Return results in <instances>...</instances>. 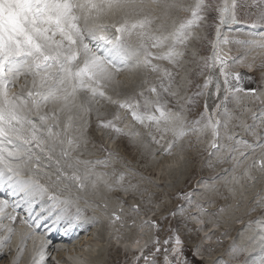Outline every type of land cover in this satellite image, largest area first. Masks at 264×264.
I'll return each instance as SVG.
<instances>
[{
	"label": "snow or ice",
	"instance_id": "snow-or-ice-1",
	"mask_svg": "<svg viewBox=\"0 0 264 264\" xmlns=\"http://www.w3.org/2000/svg\"><path fill=\"white\" fill-rule=\"evenodd\" d=\"M235 6L233 0L231 8L225 4L219 9L217 37L222 26L236 23ZM214 10L215 6L207 0H194L188 5L183 0H0V188L12 189L15 194L35 193L22 201L26 205V216L21 223L35 231H39L43 224L46 235L61 228L67 233L84 225L80 216L81 201L107 211L110 200L107 193L116 189L125 193L139 191L138 185H125L126 173L117 172L115 168L110 172L97 170L98 165L107 168L110 163L108 159L84 158L90 143V118L93 112L98 118V128L111 130L133 144L142 145L149 140L160 145L171 133L172 139L165 141L167 146L162 149L164 154L171 155L172 150L180 146V141L188 135L185 118L181 112L167 108V103L161 98V93L178 95V89L172 90L174 77L178 73L161 69L153 60H166L179 68L185 55L182 49H186L189 39L194 38L192 29L199 27ZM174 11L190 12L191 18L179 25L173 20L169 31L165 24ZM107 17L118 18L119 26L106 23ZM253 23L264 25V13ZM113 31L119 35H110ZM132 35H136L138 44L124 42L123 37ZM238 43L264 48V33H260L259 40ZM154 49L162 51L154 52ZM209 59L211 64L207 60L204 63L208 75L196 85L199 91L195 95H204L208 99L214 94L222 96L217 106L221 109L218 115L225 119H213L211 105L206 104L209 111L207 123L202 129L193 130L202 132L210 128L214 138L211 147L218 149L215 138L220 136L221 125L228 129L232 118L227 107L230 99L228 93L231 92L233 103L240 104V93L244 89L238 86V73L234 76L237 81L234 85L228 79L229 74L224 72V66L229 62L234 63L238 57L229 61L216 57L214 53ZM259 66L264 67V61ZM141 68L162 71L167 78V85L162 78L159 90L156 86L147 89L155 94V99L145 96L143 91L139 93L143 103L135 96L113 99L106 95V89H112L117 96L121 95L117 91L120 84L117 77L121 71ZM220 76H224L223 81ZM21 77L24 80L20 85L21 90L10 92ZM246 94L258 99L264 96V92L257 93L255 88L248 89ZM101 100L125 109L132 117V125L127 128L118 126L117 120L121 119L119 113L111 120L100 119ZM195 123L199 124L200 121ZM260 126L264 127V116L261 117ZM140 127L145 128L146 132L142 133ZM227 138L232 139V136L228 135ZM244 147H249L247 142H244ZM112 155L109 153V157ZM245 155V152L240 153L241 158ZM236 165H240L239 159ZM259 172V176H254L250 169H245L241 176L233 179L241 189L245 185L240 182L245 178L264 183V157L259 163ZM40 175L47 177L45 183H41ZM233 192L235 194V189ZM45 195L50 207L37 211L36 202ZM181 195L186 200L191 196L190 193ZM240 195L243 197V192ZM257 203L264 206V195L259 196ZM73 204L76 205V212L68 214L67 209ZM6 207L7 202L0 200V212H4ZM135 210L138 211V207ZM179 211H183L182 205ZM5 219L12 223H3ZM96 219L92 217L91 221L95 222ZM110 219L119 220V216L113 212ZM16 220V215H0V231L7 233L0 236V249L11 242L16 232L13 227ZM45 221L49 223L45 224ZM31 235L20 234L18 255L12 264H19ZM172 241L176 245L171 250L175 264H189L183 255V241L175 231L164 244ZM259 242L260 259L242 260L237 264H264V233ZM156 243L160 241L157 239ZM50 247L51 239L41 238L32 264H48ZM163 251L165 264H173L168 259V248L165 247ZM236 251L233 249L234 253ZM0 258H4L2 251ZM145 260L147 264H156L155 260L148 261L146 257Z\"/></svg>",
	"mask_w": 264,
	"mask_h": 264
},
{
	"label": "rangeland",
	"instance_id": "rangeland-1",
	"mask_svg": "<svg viewBox=\"0 0 264 264\" xmlns=\"http://www.w3.org/2000/svg\"><path fill=\"white\" fill-rule=\"evenodd\" d=\"M193 2L194 0H183L185 5L192 4ZM207 2L213 4L215 10L208 14L209 18L203 21L199 27L192 29L194 38H190L187 48L182 49L185 55L180 67L175 68L166 60H153V63L158 64L161 69H168L173 73H178L174 77L172 89H178V95L171 96L167 93H161V98L167 103V108L182 113L186 121L185 128L188 131V135L180 141V146H178L179 150L184 152V163L181 169H177L171 178L173 187H171L172 183L165 182L166 178L164 175L158 176L156 170L153 168L157 167L154 151L157 149L156 152H159L158 158L159 156L160 159L164 157L163 155L165 154L162 149L167 146L165 141L172 139L171 133L166 135L165 141H161L160 145H156L149 140L145 141L147 143L146 145L145 143L142 145L133 144L126 137L117 136L111 130L98 128V118L95 112H93L90 118V143L88 145V152L84 154V158L91 160L108 159L110 161L109 166L105 168L102 165H98L97 170L110 172L115 168L117 172H124L126 173L125 185L128 183L138 185L139 191L125 193L116 189L113 192L107 193L110 197L107 211L96 205H85L81 201L79 204L81 208L80 216L81 220L84 221V225L76 227L78 229L74 228L73 233H69L71 231L69 230L67 232L69 236L67 240L76 238L78 230L80 231H78L80 233L79 235H81L91 228V224L94 225L97 223L98 227H101L100 231L103 234L107 233L108 237L112 240L116 236L129 237V235H132L131 237H133L134 231L139 228V219L144 218L147 220L152 215V219L147 220L148 224L145 222L144 225L146 228L148 226H152L153 228L154 234L151 237V242L155 237V240L158 239L160 243L157 244L155 241L149 246L150 255L147 259L148 261L155 260L156 264H165L163 249L167 247L169 250L171 245H175V242L172 241L168 245H165L164 241L173 234V231L178 233L183 241V255L187 257L189 264H237L238 261L248 260L247 258L250 252H248L247 248L250 247H252L250 249L251 251L255 252L253 249H256L252 258L257 261L259 260V256H261V246L259 247V245L261 244L257 242L258 239L254 241L251 237L243 238L239 234L243 241L241 240L237 243L238 241L234 237H238L237 233H240L239 229L242 223L252 229L255 226L253 224L255 218L264 214V206L258 205L257 203L259 196L264 195V183L245 178L240 182L245 185L242 190L233 178L241 176L245 169H250L254 176H259V163L261 158L264 157V127L260 126L261 117L264 116V103H262L264 99L262 97L258 99L246 94L250 88H255L258 92L264 88V67L259 66L264 61V56L261 61H258V57L252 61L253 56L248 58V55H246L253 53L251 45L246 46L238 43V41L250 40L252 32L247 28L259 26L260 29L264 30V25L259 23L254 25L253 23L261 13H264V0H235L236 6L233 11L235 12L236 19L242 24V29L244 31L248 30L249 32L243 33V31L239 32L236 30L240 27L233 29L232 26V28H229L225 37H227L230 43L233 57H238V59L234 63H227L225 66H227L226 72L229 74L228 79L230 83L237 84L234 76L237 73L239 74L240 81L238 86L244 89V91L240 93V104L233 103L231 100V92L228 93L230 99L227 107L232 118L228 129H225L221 125L220 136L215 138V143L219 146L218 149L211 147L214 138L212 133H210V128L202 132L193 130L202 129L204 124L207 123L209 115L204 104V95H195L199 91L196 85L202 83L208 75V69L205 68L204 63L207 60L211 64V59L209 58L213 48L216 23L220 16L219 9L224 5V0H207ZM115 18L107 17L106 19H114L110 21V24H117L119 26L117 23L118 18L116 20ZM189 18H191L190 12L174 11L171 18L166 21L165 27L170 29L173 20L179 25L180 22ZM123 39L124 42L127 41L125 43L132 45H136L139 42L136 35H132L131 37L125 36ZM249 48L251 52L247 50ZM252 49L255 50L253 47ZM153 51H162V49H154ZM262 52L264 53L263 49ZM262 52H260L261 56L263 54ZM242 62L243 64L246 63L244 65L241 64L243 67L253 68L254 66V70L257 62H260V64L256 71L253 70L251 73H248L244 70L239 71L241 66L238 63ZM141 69H135L136 71L129 72V80H120L123 78L122 75H124V71H121L117 77L120 81L117 91L121 95L117 96L116 92L112 89H106V95L112 96L113 99H124L127 96H135L137 100L143 103V97L139 95L143 91L145 96L155 99V94L149 93L147 89L151 86H156L159 90L162 78L165 85H167V78L163 76L162 71L152 72L151 69ZM259 110L261 111L260 114ZM100 112V119L111 120L119 113L121 119L117 120L118 126L127 128L132 125V117L125 109H120L107 101H100ZM124 116L129 119L125 125ZM218 118L221 121L225 119L222 115H218ZM198 120L200 123L196 124L195 122ZM144 129L143 127L139 128L142 133L146 132V129L145 131ZM228 135H231L232 139H228ZM244 142H247L249 147L245 148ZM143 149L145 151H142ZM241 152L246 153L243 158L240 156ZM109 153L113 155L109 157ZM237 159L240 160L239 166L236 165ZM47 171H51V169ZM40 176L41 182L45 183L47 177ZM233 188L236 192L235 195L232 191ZM193 191L194 194H192ZM241 192H243V197L240 195ZM181 193H190V199H184ZM181 205L183 206L182 212L179 211ZM11 206H13V203L10 200L7 202L6 207L8 214H12L9 213L12 211ZM70 207L67 209L69 211L68 214L75 213L76 205L73 204ZM137 207L139 209L138 211L135 210ZM111 211H117L120 214L119 220L110 219ZM117 213L116 215L118 216ZM173 213L176 214L173 215ZM16 216L17 220L15 222L19 223L18 214ZM230 216L231 219H229ZM92 217L97 218L95 222L91 221ZM136 219L137 221H135ZM117 221H119V224L114 227L112 224ZM142 221L144 222V220H141V224H143ZM203 227L204 230L206 227L209 231L213 230V228L215 230L208 234L207 238H204L200 233ZM248 239L252 244H250ZM246 241L250 245L245 243L248 245L245 248L243 244ZM110 244L111 242L107 246L108 255L104 256L111 260L110 262L107 261V264H116L119 260L115 258L119 256L117 255L118 252H115L117 247L111 250ZM251 245H255L254 248ZM158 248L160 249L159 252H157ZM233 249L237 251L234 253ZM240 249H247V251H239ZM193 252L195 255L201 257L197 263L190 261L191 256L197 259ZM126 256L129 257V254ZM168 257L175 264L174 256ZM129 258L132 259L131 257ZM145 263L147 264L146 260Z\"/></svg>",
	"mask_w": 264,
	"mask_h": 264
},
{
	"label": "bare ground",
	"instance_id": "bare-ground-1",
	"mask_svg": "<svg viewBox=\"0 0 264 264\" xmlns=\"http://www.w3.org/2000/svg\"><path fill=\"white\" fill-rule=\"evenodd\" d=\"M227 4L230 8L232 6V0H224V5ZM223 5V6H224ZM114 18V17H113ZM114 19H105V22L106 23H109L110 24V21H113ZM116 20V18H115ZM173 20V19H172ZM118 21V20H117ZM219 23V19L217 20V23L216 25ZM238 24V26H236ZM233 26V29L237 28V27H240V28H237L236 30H238L239 32L240 31H243V33H248L250 30L252 32V34L250 35V40H259L260 39V33H264V30L263 29H260L259 26H252V28H247L248 30L247 31H244L242 29V24L240 23V21H238L236 19V23L234 24H229L227 26H222L221 27V32H220V35L219 37L216 36L217 38V41L215 42V44L217 45L214 46V48H212L213 50H215L214 52H212L210 55L211 57L214 55L215 53V56L216 57H223V58H227V60H232L233 58V53L230 49V43L228 42L227 40V37L226 34H227V31L229 30V28H232ZM244 26V25H243ZM246 26V25H245ZM172 26L170 27V29H168L169 31L171 30ZM197 30V29H196ZM215 32H216V29H215ZM110 35H119L118 33H114L111 32ZM198 35V34H197ZM243 38V37H241ZM239 38V39H241ZM247 39V38H245ZM195 40V39H194ZM127 42V41H125ZM129 42V41H128ZM138 42V41H136ZM224 42V43H223ZM129 44V43H128ZM247 46V45H246ZM245 46V47H246ZM247 48V47H246ZM254 48V47H253ZM262 49L264 50V48H261V49H258L255 48L252 49V46H251V50H253L252 52L253 53H250V54H246L248 55L247 57L249 58L250 56H253L252 58V61L254 60V58H257L258 57V61L262 59V57L264 56V53L262 52ZM249 52H251L250 48L247 49ZM247 51V52H248ZM229 54L227 55L226 54ZM260 52H262V56L260 54ZM256 53V54H255ZM219 55V56H218ZM260 55V56H259ZM231 57V58H230ZM257 60V59H256ZM248 61V60H247ZM250 61V60H249ZM154 62V61H153ZM182 62V61H181ZM256 62V61H254ZM167 64V63H166ZM240 64L239 66L240 69L239 71L241 70H244V71H247L249 70V67H243L242 65L246 64L243 62L242 63H238ZM242 64V65H241ZM260 64V62H257L256 64V67H255V70L257 69L258 65ZM253 65V64H252ZM217 67H219V62L217 61ZM226 67L227 66H224V72H226ZM142 70V69H141ZM136 71L135 69L133 70H126V73L124 71V75L122 79L120 80H129L130 77H128V73L130 72H134ZM138 71V70H137ZM153 72V71H152ZM123 74V73H121ZM120 76V75H119ZM156 77V76H155ZM140 78V77H139ZM221 81H223L224 79V76H220L219 77ZM119 79V78H118ZM29 80V86H30V82H31V78L29 77L28 78ZM24 82L23 78L21 77L16 86L14 88H11L10 89V92H17L16 90L19 89L20 85ZM144 82V81H143ZM142 85V84H141ZM136 86V85H135ZM138 87V86H137ZM136 87V88H137ZM132 88V87H131ZM141 88V87H140ZM133 89V88H132ZM131 89V90H132ZM175 89V88H174ZM134 90V89H133ZM176 90V89H175ZM185 91V90H184ZM181 92V91H180ZM261 92H264V88L261 89L259 92L257 91V93H261ZM130 93V92H129ZM179 98V97H178ZM262 98L264 99V96H262ZM213 99H214V104H213V108L214 109H217L218 105L220 104V101L221 99H223L222 96H218L216 94L213 95ZM247 101V100H246ZM252 111V109H251ZM208 112V111H207ZM248 112V111H247ZM260 110H259V114H260ZM209 113V112H208ZM249 113H253V112H249ZM258 114V113H257ZM256 114V115H257ZM258 114V115H259ZM120 115V114H119ZM129 115V114H128ZM211 115L214 116L212 117L213 119H219L218 118V113L215 114V112H211ZM243 115V114H242ZM244 116V115H243ZM246 116V115H245ZM252 116V115H251ZM125 117V116H124ZM124 119V118H123ZM242 119V118H241ZM129 119L125 117L124 119V125L126 123V121H128ZM123 124V123H122ZM123 125V126H124ZM126 128V127H125ZM142 128V127H141ZM252 129V128H251ZM143 130V129H142ZM254 130V129H253ZM145 131V129H144ZM211 133V132H210ZM209 136V135H208ZM210 138V137H209ZM212 138V137H211ZM170 140V139H169ZM241 140V139H240ZM106 142V141H105ZM112 142V141H111ZM111 144V143H110ZM147 143H145L146 145ZM210 144V143H209ZM151 145V144H150ZM113 146V145H112ZM152 146V145H151ZM154 146V145H153ZM208 146V145H207ZM143 147V146H141ZM199 147V146H198ZM153 148V147H152ZM141 150V149H140ZM142 151H145L144 149ZM157 151V149H156ZM155 152V159L157 160V167H153L158 176H162L164 175L165 178H166V183H172V177L173 175L175 174V171L177 169H181V166L183 165L184 163V159H183V155H184V152H182L181 150H179L178 147L174 148L172 150V154L171 155H163L164 157H162V159H160V156L158 158V153ZM190 152V151H189ZM162 154V153H161ZM186 157V156H185ZM248 157V156H247ZM151 159V158H150ZM249 159V158H248ZM138 160V159H137ZM257 160V159H255ZM247 161V160H246ZM258 161V160H257ZM256 161V162H257ZM242 162V161H241ZM250 163V162H249ZM178 173V172H176ZM258 174V173H257ZM41 176H39L40 178ZM224 178V177H223ZM230 179V178H229ZM232 179V178H231ZM41 180V179H40ZM251 182V181H250ZM41 183H44V182H41ZM231 183V182H230ZM257 183V182H256ZM173 187V183L171 184ZM258 185V184H257ZM168 186V185H167ZM249 187V186H248ZM262 187V185H261ZM264 187V186H263ZM225 188V187H224ZM5 189H7L8 191V194L6 195L7 197H3V196H0V200H4L6 202H9L10 200L12 201L13 203V206L14 205H19V207H16L14 208L13 206H11L12 208V211L9 212V213H12V215H17L18 214V218H19V223H14L13 224V227L16 229V232L13 234V237H12V240L11 242L3 249H0V251H2L4 253V258H0V264H12V261L13 259L18 255L17 253V246L19 244V236L20 234L22 233H31V237L29 238V240L27 241V245L23 251V254L20 258V261H19V264H32V258H33V254L35 252V250L39 247V244H40V241H41V238L43 239H51V241H53V238H50V235H46L45 234V231L43 228V226L41 225L40 227V230L39 231H35L33 228L29 227L27 224H23L21 223V221L24 219L23 216L26 215L25 213V207L26 205L22 204V201L25 199V198H30L32 196L35 195V193H28V194H25L23 192H19L18 194H15L14 193V190L12 189H9V188H0V192H4ZM171 189V188H170ZM196 189V188H195ZM211 189V188H210ZM234 189V188H233ZM238 189V188H237ZM255 189V188H253ZM253 189H251L252 191H254ZM243 190V189H242ZM256 190V189H255ZM233 191V190H232ZM210 192V191H209ZM229 193V192H228ZM236 193V192H235ZM194 194V191L193 193ZM201 194V193H200ZM233 194V193H232ZM255 194V193H254ZM235 195V194H234ZM230 199V198H229ZM245 199V198H244ZM39 202L40 203H37L36 202V209L37 211L40 210V208H49L50 205L49 203L47 202V196H43L42 198H38ZM37 200V201H38ZM255 200V199H254ZM194 201V200H193ZM132 202V201H131ZM139 203V202H138ZM108 204H109V201H108ZM112 204V203H111ZM75 205V204H74ZM259 205V204H258ZM114 207V206H113ZM111 209V208H110ZM117 210V209H116ZM76 212V210H75ZM237 212V210H236ZM243 212V211H242ZM5 213H8L6 212V208L4 209V212H0V215H4ZM112 211L110 212L111 216H112ZM114 213L116 214L117 211H114ZM203 213V212H202ZM118 216H120L119 213H117ZM121 215H123L121 213ZM84 216V215H83ZM82 216V217H83ZM117 216V215H116ZM84 218V217H83ZM120 218V217H119ZM238 218V217H237ZM109 219V218H108ZM231 219V216L230 218ZM235 219V218H233ZM114 220V219H113ZM139 228H137L134 233H133V237H131L129 235V237H123V236H116L114 240L110 239L107 235V233H104L101 230V227H98V223L97 224H94L92 225L91 224V228L88 229L87 232H84L83 234L79 235L80 233H76V238H70L69 240L68 239V235L67 233L63 230V228H61V230H58V231H54V237H60V242L58 244H53L52 243V247L49 248L48 250V256H49V259H53L56 260L58 262V264H107V261H111L109 258H106L104 255H108L107 251V246L109 244V242H111L110 244V249L113 250L115 247H117V249L115 250V252H125L126 255L129 254V257H131L132 259L135 260V258L137 257V255L139 253H141L144 249V247L149 243L151 242V237L152 235L154 234L153 232V228L152 226L148 228L145 227L144 223L147 222V220H149L147 218L146 219H139ZM141 220H144L143 224H141ZM200 220V218H199ZM137 221V219L135 220ZM202 221V220H201ZM47 223H49V221H45ZM229 222V221H228ZM232 222V221H231ZM253 222V221H252ZM3 223L5 224H9V223H12L11 221L5 219L3 221ZM227 223V222H226ZM119 224V221L113 223L112 225L115 227L116 225ZM148 224V222H147ZM234 224V223H233ZM232 224V225H233ZM247 224V223H246ZM255 226H253L252 229H250L248 227V225H244V223H242L241 227H240V233H237L238 237H234L236 241H238L237 243H239L241 240L243 241V239H241V237L243 236V238H246V237H251V239H253V237H255V239H253L254 241H257L258 239V243H259V240H260V237H261V234L264 233V214H262V216L260 215L259 217L255 218V221L254 223ZM227 225V224H226ZM147 226V225H146ZM201 226V225H200ZM138 227V226H137ZM78 229V228H76ZM75 229V230H76ZM201 229V228H200ZM81 230V229H80ZM213 230H215V228H213ZM213 230L209 231L207 230V227L206 229L204 230V227L202 229V232L201 235L204 236V238H207L208 234H210ZM74 231V229H71L70 232ZM209 231V232H208ZM80 232V231H79ZM208 232V233H207ZM73 233V232H72ZM240 234V236H239ZM4 235H7V233L5 231H0V236H4ZM72 235V234H71ZM199 234V236H201ZM75 236V235H74ZM78 237V238H77ZM80 237V238H79ZM120 237V238H119ZM202 238V237H201ZM203 239V238H202ZM65 240H67L65 242ZM248 241H250L248 239ZM205 242V241H204ZM256 242V243H257ZM245 243L249 244L247 241L244 242L243 246L245 245V248L246 245ZM250 244L251 241H250ZM249 244V245H250ZM254 244V243H253ZM258 245V244H257ZM256 245V246H257ZM242 246V247H243ZM254 246L255 245H251ZM261 245H259L260 247ZM176 245H171L169 250H168V256H174V254L172 253V249L175 248ZM250 247V246H249ZM248 249V252H250L249 256H248V260H251L253 259L252 256L253 254H255L256 252V249H253L255 250L254 251H251L250 249H252V247L250 248H247ZM262 254V253H261ZM198 259H200L201 257L198 256V255H195ZM255 256V255H254ZM260 257V256H259ZM169 258V257H168ZM260 259V258H259ZM48 264H50L48 262Z\"/></svg>",
	"mask_w": 264,
	"mask_h": 264
},
{
	"label": "water",
	"instance_id": "water-1",
	"mask_svg": "<svg viewBox=\"0 0 264 264\" xmlns=\"http://www.w3.org/2000/svg\"><path fill=\"white\" fill-rule=\"evenodd\" d=\"M216 34H217V32H216ZM204 104H205V106H206V104H210V105H211L210 113L213 111V112H215V114H216V113H219V111L221 110V109H219V108H217V109H214V108H213V104H214L213 96L211 97V99H208L206 96H204ZM208 112H209V111H208ZM212 117H214V116H212ZM216 120H217V119H216Z\"/></svg>",
	"mask_w": 264,
	"mask_h": 264
},
{
	"label": "trees",
	"instance_id": "trees-1",
	"mask_svg": "<svg viewBox=\"0 0 264 264\" xmlns=\"http://www.w3.org/2000/svg\"><path fill=\"white\" fill-rule=\"evenodd\" d=\"M190 261L194 262V263H197V260L194 259L192 256L190 257Z\"/></svg>",
	"mask_w": 264,
	"mask_h": 264
}]
</instances>
